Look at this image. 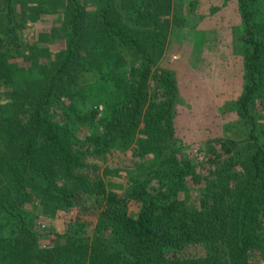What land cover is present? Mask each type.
I'll return each instance as SVG.
<instances>
[{
    "label": "trees",
    "instance_id": "trees-1",
    "mask_svg": "<svg viewBox=\"0 0 264 264\" xmlns=\"http://www.w3.org/2000/svg\"><path fill=\"white\" fill-rule=\"evenodd\" d=\"M25 1L33 23L58 15L34 35L65 40L54 58L25 53ZM236 1L244 85L225 110L242 123L193 158L176 141V73L159 65L174 0H0V264H264V0ZM131 147L126 183L93 178L91 158ZM37 201L51 219L77 210L51 244Z\"/></svg>",
    "mask_w": 264,
    "mask_h": 264
},
{
    "label": "rangeland",
    "instance_id": "rangeland-1",
    "mask_svg": "<svg viewBox=\"0 0 264 264\" xmlns=\"http://www.w3.org/2000/svg\"><path fill=\"white\" fill-rule=\"evenodd\" d=\"M189 1L173 2L170 15L172 35L167 52L159 65L176 73L180 93L176 103V141L186 143V153L196 158L199 149L206 145L207 140L224 136L227 127H240L242 120L237 110H225V105L238 100L243 91L244 66L243 56L237 50V38L242 29L237 1L225 3L223 0H200L197 12L189 9ZM36 5L30 1L23 3L22 21L27 19L21 33L25 53L30 52L28 47L37 44V47L49 49L54 58V54L64 50L65 40L39 41V37L34 38V35L37 37L39 33L59 28L60 19L57 14H44L40 21L33 23L29 18V9ZM216 7L219 10L213 12ZM14 63L24 66L26 62L23 58H18ZM0 88L5 90V86ZM101 104L98 101L92 102L88 108L103 110ZM56 112L61 113L62 110L57 108ZM96 124L85 125L81 135L90 132ZM229 135L238 140L243 137L239 132H231ZM131 149L132 147L128 151H114L105 161L91 158L89 171L93 178L99 175L116 183H126L124 168L131 170L134 167L132 162L135 159L132 158ZM38 203L37 201L32 204L30 211L31 214L39 215L37 227L45 235L48 233L41 243L51 244L57 239V234L65 233L77 210L66 213L64 207L59 208L55 218L51 219L40 215L42 208ZM34 205L37 206L36 209ZM95 214L87 208L80 209L83 220L95 221Z\"/></svg>",
    "mask_w": 264,
    "mask_h": 264
}]
</instances>
